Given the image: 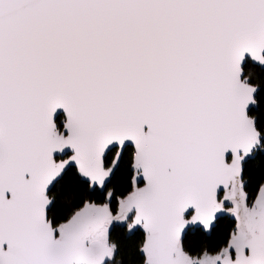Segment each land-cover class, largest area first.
<instances>
[{
  "label": "snow or ice",
  "instance_id": "snow-or-ice-1",
  "mask_svg": "<svg viewBox=\"0 0 264 264\" xmlns=\"http://www.w3.org/2000/svg\"><path fill=\"white\" fill-rule=\"evenodd\" d=\"M0 264H264V0H0Z\"/></svg>",
  "mask_w": 264,
  "mask_h": 264
}]
</instances>
